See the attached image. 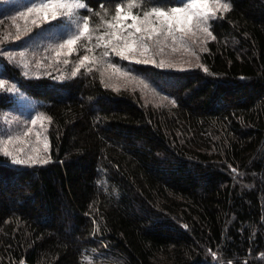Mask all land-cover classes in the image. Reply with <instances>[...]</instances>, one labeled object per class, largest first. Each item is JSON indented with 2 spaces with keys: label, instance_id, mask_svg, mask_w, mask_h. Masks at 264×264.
Returning a JSON list of instances; mask_svg holds the SVG:
<instances>
[{
  "label": "trees",
  "instance_id": "obj_1",
  "mask_svg": "<svg viewBox=\"0 0 264 264\" xmlns=\"http://www.w3.org/2000/svg\"><path fill=\"white\" fill-rule=\"evenodd\" d=\"M82 1L94 28L121 3H180ZM226 1L200 64L136 65L165 103L0 55L50 118L46 163L0 152V264H264V0ZM14 102L0 90V112Z\"/></svg>",
  "mask_w": 264,
  "mask_h": 264
},
{
  "label": "rangeland",
  "instance_id": "obj_2",
  "mask_svg": "<svg viewBox=\"0 0 264 264\" xmlns=\"http://www.w3.org/2000/svg\"><path fill=\"white\" fill-rule=\"evenodd\" d=\"M41 2L73 3L76 0H0V36L3 34L0 38V55L8 63L17 66L24 75L35 77L45 75L65 78L72 76L74 71L78 74L82 70L95 69L108 86L137 91L145 102L160 104L171 100L153 84L148 75L139 72L137 64L156 66L159 69L182 70L195 67L201 63V53L213 38L210 30L212 18L208 19L207 24L197 26L194 22L190 30H174L171 35H165V29L145 41L148 52L143 56L139 52L135 53L136 59L154 60L155 63L129 62L115 55L111 46H103L105 41L97 39L116 29L108 28L107 25L94 28L89 21V32L80 36L75 20L65 16L43 20L42 13H28L29 8L39 7ZM79 2L84 3L82 0ZM179 2L174 7H183L181 0ZM184 3H191V0H184ZM219 3L228 4L226 0H219ZM215 4L216 0H209L210 7ZM83 9L77 10V20L88 18ZM150 10L132 9L134 13L141 15ZM223 12L216 11V17ZM152 19L155 20L154 17ZM80 27L82 29V20ZM204 27L208 28L211 35L203 31ZM77 36L80 39L74 45L67 44L68 40ZM107 39L114 41L115 38L106 37ZM97 44L102 46L97 47ZM105 51L109 52L108 57L103 56ZM85 56L88 57L87 61L83 60ZM161 62L164 67L157 66ZM1 66L0 61V90H5L15 102L0 112V152L8 155L13 162L31 159L47 161L50 151V118L41 108V103L25 95L2 74L4 71Z\"/></svg>",
  "mask_w": 264,
  "mask_h": 264
},
{
  "label": "snow or ice",
  "instance_id": "obj_3",
  "mask_svg": "<svg viewBox=\"0 0 264 264\" xmlns=\"http://www.w3.org/2000/svg\"><path fill=\"white\" fill-rule=\"evenodd\" d=\"M181 2L183 3V7H172L168 10L161 7H152L150 11H144L142 15L132 11L134 7L139 8L142 7V5L129 3L126 5L127 11H125V5L123 3L118 4L115 8V15L110 20L103 21L108 28H114L116 31L101 35L97 37V39L105 41L103 46H111V50L115 55L122 59L129 60V62L155 63L154 60L149 59L138 60L135 56V53L137 52L143 56L149 51L148 45L145 41L152 39L153 35H158L162 31H165V29V35H171L174 30H179L181 32L186 29L190 30L194 22L197 26L207 24L209 18H216V11L226 12L230 10L229 4H220L219 0H216V4L213 7L209 6V0H191V3H184V0H181ZM86 7V4L79 2V0H76V2L73 3L41 2L39 7L29 8L28 13H42L43 20H55L58 16L68 17L70 20H75L76 27L80 30V36H83L90 30L89 20L88 18H81V29V20H77L76 15L78 9ZM152 17H154L155 20H153ZM129 20H131L132 23H127ZM35 22L36 21H33V23ZM203 31L211 35L207 27H204ZM80 36L68 40L67 44L74 45L76 40L80 39ZM106 37H114L115 39L114 41L111 39L106 40ZM100 46L102 45L97 44V47ZM103 56L108 57L109 52L105 51ZM83 60L87 61L88 57L85 56ZM157 66L164 67L165 65L161 62ZM76 74L75 71L72 73V75ZM14 162H39L43 164L47 161L44 159L39 161L31 159L14 160Z\"/></svg>",
  "mask_w": 264,
  "mask_h": 264
}]
</instances>
